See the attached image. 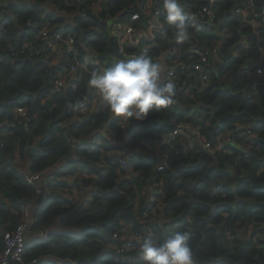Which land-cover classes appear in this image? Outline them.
Wrapping results in <instances>:
<instances>
[{
  "label": "trees",
  "instance_id": "16d2710c",
  "mask_svg": "<svg viewBox=\"0 0 264 264\" xmlns=\"http://www.w3.org/2000/svg\"><path fill=\"white\" fill-rule=\"evenodd\" d=\"M180 3L206 24L194 23L189 39L179 44L164 16L167 38L135 51L153 60L174 43L180 61L192 66L199 59L194 48L203 43L210 52L203 63L209 80L201 90V75L179 69L172 105L121 124L104 105L84 116L68 107L92 96L89 71L47 96L62 65L44 61L41 33L55 27L71 32L79 59L91 51L93 63L110 66L118 57L115 22L134 13L146 19L162 0H0V22L7 19L0 23V256L4 233L29 218L28 234L36 229L49 236L28 246L22 264H143L138 249L117 254L122 240L114 235L126 224L140 232L153 228L148 238L158 243L188 231L193 264H264V74H257L264 69V0H215L209 13L203 12L207 0ZM214 19H222L217 31ZM221 30H227L225 40L213 42L221 40ZM180 124L186 125L182 136L156 143ZM106 125L115 135L103 134ZM189 127L200 131L201 140ZM226 133L235 144L221 150L216 142ZM99 138L104 145H96ZM207 141L212 149L203 145ZM37 173L41 180L29 183ZM42 186L44 202L36 205ZM80 189L83 199L76 197ZM154 198L162 200L150 211ZM146 211L152 219L141 223Z\"/></svg>",
  "mask_w": 264,
  "mask_h": 264
},
{
  "label": "built area",
  "instance_id": "2783aa9c",
  "mask_svg": "<svg viewBox=\"0 0 264 264\" xmlns=\"http://www.w3.org/2000/svg\"><path fill=\"white\" fill-rule=\"evenodd\" d=\"M102 1H99L101 3ZM215 0H207V5L204 7L203 12L209 13L211 11L212 5L214 4ZM185 12L188 13L191 20L194 21L195 24H202L203 21L199 20V16L194 13V8L190 5H181ZM92 8V7H91ZM96 17H100V11L96 8H92ZM241 12V9L239 10ZM73 14V13H72ZM165 16V12L163 6L155 7L154 13L146 18L142 19L141 13H134L128 20H117L115 24L111 28V34L113 37L117 39V52L118 57L113 60L112 63L118 60H129L139 56L141 53L135 51L142 43L146 42L149 47H153L155 45H159L160 38H167L168 29L165 27V23L163 22V17ZM258 17V16H257ZM209 23V22H208ZM206 24V23H204ZM63 30L58 29L57 27L53 29H45L41 33V39L44 42V51L47 52L48 56L44 60L49 64V67H55L58 65H62L60 68V73L58 78L55 81L54 86H52L47 94L50 97L53 94L64 89L67 82H71L77 79V81L81 80L86 71L90 73V66L95 64L97 68H105L109 67L106 66L104 63L99 61H95L93 63L94 58L91 55V51H87V55L85 58H89L91 63L88 65L87 68L82 67V62L84 59L78 58V52L75 49V34H64ZM246 44V43H244ZM147 46V47H148ZM131 50V51H130ZM193 54L199 57L198 60L193 61V65L189 66L187 63L180 61L179 56L181 55L179 50L174 46L172 43V48L170 50L163 51L159 57L153 59L155 63H159L162 66V80L163 82H173L176 83L177 79L180 77V74L185 75L189 74L190 72H195L197 75H201L202 82L199 84V88L203 90L206 86V82L209 80V73L207 71H203V63L208 62V55L210 54L209 50L204 47L203 45L195 47ZM215 53L214 56L218 57L219 53L217 49L213 50ZM73 53V58H68L65 56L66 54ZM65 54V55H64ZM169 59V57H171ZM66 59H69L67 62ZM66 62V65H64ZM180 69V74L178 70ZM263 69V68H258ZM257 69V70H258ZM192 75V74H191ZM89 77V75H88ZM189 88L186 89V92H189ZM103 105L102 100L100 99L98 93L93 90L92 96L91 94L85 100V107L83 110L80 111V115H90L97 111ZM19 113L25 114L24 108L18 109ZM121 124H128V121H122ZM192 129L191 127H189ZM251 129V128H250ZM196 135H201L200 131L197 129H192ZM186 132V125H178L173 131L166 135L159 136V140H156V143L159 146H164L168 142H172L177 139L179 136H182ZM251 134L252 131L249 130ZM103 134L105 136L111 137L115 135V133L109 128V125H106L103 129ZM227 134V133H226ZM225 134V135H226ZM222 138V137H221ZM219 138L216 142L217 148L224 150L227 146L231 144H235L234 136L231 133H228L222 139ZM203 143V142H202ZM203 145L205 147H210L212 149V144L210 142H204ZM129 157L121 159V165L127 166L130 162ZM163 157V156H162ZM163 168L162 164L160 163L157 167L158 170ZM42 175L40 174H31L28 176L29 183H37L41 180ZM42 191L38 192L37 197L40 195ZM162 199L159 198L157 201L156 199H151V204L149 205V210L154 211L156 207V203L161 201ZM35 203V201L33 202ZM148 203V202H147ZM146 203V205H147ZM34 205V204H33ZM145 205V206H146ZM142 208L141 211L145 208ZM33 208L31 203L27 204V209ZM148 210V211H149ZM150 213L145 212L143 215V220L141 223L148 221ZM28 221L31 223V219H26L22 221L16 230L10 232L7 231L4 233V239L6 242V249L3 254L0 256V264H22L23 257L26 250L27 245V233L29 230ZM153 222H158L160 219L156 218L152 220ZM162 223V222H161ZM175 227H179L178 223H175ZM154 229L150 227V229L140 232L135 231L134 227L129 224H126L121 229L120 233L114 235L115 238L122 240V243L119 244L120 246L117 248V254L120 256L128 255L131 251H138L140 245L142 244L143 240L148 237H153ZM155 241V240H154ZM157 241V240H156ZM138 249V250H137Z\"/></svg>",
  "mask_w": 264,
  "mask_h": 264
},
{
  "label": "clouds",
  "instance_id": "9594fccd",
  "mask_svg": "<svg viewBox=\"0 0 264 264\" xmlns=\"http://www.w3.org/2000/svg\"><path fill=\"white\" fill-rule=\"evenodd\" d=\"M162 5L165 21L173 30L175 41L183 44L189 39L194 21L184 11L180 0H162ZM90 63V59L85 58L82 67L87 68ZM162 71V66L154 63L144 52L133 59L118 60L109 67L93 68L87 83L98 93L113 117L123 121H144L152 111L175 102L176 85L163 82ZM257 74H264V69H258ZM68 107L73 111L83 110L85 100H77ZM189 240L190 233L183 230L174 232L159 243L145 238L139 255L143 264H193Z\"/></svg>",
  "mask_w": 264,
  "mask_h": 264
},
{
  "label": "crops",
  "instance_id": "0c3cea01",
  "mask_svg": "<svg viewBox=\"0 0 264 264\" xmlns=\"http://www.w3.org/2000/svg\"><path fill=\"white\" fill-rule=\"evenodd\" d=\"M2 25H5L6 23H7V19H2V22H0ZM215 24H216V27H215V29H217L218 27H217V25H219V24H217V21H215ZM58 29H60V28H58ZM61 30H63V29H61ZM206 31V30H205ZM221 33H219L220 34V36H221V40L220 41H213V42H221L222 41V43H223V40H225V35H226V33L225 32H222V30L220 31ZM215 34V32H214V30L212 29V30H210L209 31V33L208 34H206L205 35V40H209V39H211L212 38V35H214ZM212 42V43H213ZM202 43V42H201ZM221 44V43H220ZM202 45H203V43H202ZM204 46V45H203ZM204 47H206V46H204ZM207 48V47H206ZM215 57V56H214ZM96 145H104V141L103 140H101L100 138L99 139H97L96 140ZM86 194V191L84 192L83 191V189H80V190H76V197L77 198H79V199H83V196ZM38 198V197H37ZM36 198V199H37ZM88 200V199H87ZM148 202V200L147 201H145V204H144V206L146 205V203ZM35 204H36V201H35ZM37 205V204H36ZM143 206V207H144ZM162 225H163V222H162ZM42 233H38L36 236L38 237V238H43L44 236H43V234L45 235V236H49V231H41ZM36 237V238H37ZM30 239H33V240H35V238H32L31 236H30Z\"/></svg>",
  "mask_w": 264,
  "mask_h": 264
},
{
  "label": "rangeland",
  "instance_id": "374dc122",
  "mask_svg": "<svg viewBox=\"0 0 264 264\" xmlns=\"http://www.w3.org/2000/svg\"><path fill=\"white\" fill-rule=\"evenodd\" d=\"M221 20H222V19H214V20H211V22H212V23H215V21H217V24H218V23H221ZM215 26H216V25H213L212 27L215 28ZM216 31H217V29H216ZM216 31H215V32H216ZM226 31H227V30H226ZM226 31H222V32H226ZM219 33H221V32H219ZM226 35H227V32H226ZM196 36L199 37V38H203V35H202L201 33H197ZM223 41H224V40H223ZM219 44H220V43H219ZM200 136H201V135H198L199 139L201 140ZM152 193H154L153 190H152ZM154 194H155V193H154ZM141 198H142V197H141ZM28 223H30V221H28ZM253 230H254V229H253L252 227H249L248 230H247V232H246V234L251 235V233L254 232ZM36 231H37L36 229H33V232H32L31 234H28V233H27V245H26V250H27V248H28L29 245H31V244H33V243L36 242V237H37L36 235L38 234V232L35 233ZM28 232H29V230H28ZM40 233H42V232H40ZM30 236H31L32 238H35V240L30 239ZM43 236H44L43 239H46V238L48 237V236H45L44 234H43ZM26 250H25V252H26ZM40 264H45V262H42V261H41Z\"/></svg>",
  "mask_w": 264,
  "mask_h": 264
},
{
  "label": "water",
  "instance_id": "95a60500",
  "mask_svg": "<svg viewBox=\"0 0 264 264\" xmlns=\"http://www.w3.org/2000/svg\"><path fill=\"white\" fill-rule=\"evenodd\" d=\"M8 57V56H7ZM42 192L40 193V195L38 196V198L36 199V204L37 205H42L44 202V193H45V188L44 186L41 187Z\"/></svg>",
  "mask_w": 264,
  "mask_h": 264
}]
</instances>
